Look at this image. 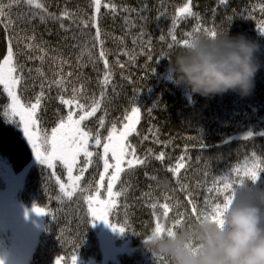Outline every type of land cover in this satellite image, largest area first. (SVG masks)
<instances>
[{"label":"trees","instance_id":"16d2710c","mask_svg":"<svg viewBox=\"0 0 264 264\" xmlns=\"http://www.w3.org/2000/svg\"><path fill=\"white\" fill-rule=\"evenodd\" d=\"M49 1L46 0V3L48 4ZM65 1L71 6H74L76 1L86 2L85 6L67 9L75 13L74 19L77 24L81 18L86 19L94 13V9L89 7L90 0ZM256 1L261 2V0ZM4 2L7 4L10 0ZM114 2L118 6L115 16L103 7L99 16L101 39L104 41V49L109 52L107 58L112 72L111 82L106 86V98L101 104V109L108 107V115L105 117V129L100 131L106 136L113 121L117 122L119 129L121 118L126 113H130L131 108L139 107L141 109L137 126L139 135L133 134L129 140L136 146L137 154L141 157L149 149L151 153L146 163L138 166L129 178L127 209L122 207L124 198H118L117 207L110 215L112 223L125 225L127 222V231L124 233L113 231L108 224H105V231L107 236L115 234L116 250L138 249L134 257L142 259L146 256H142L140 250L144 245L147 246L145 241L148 240L159 216L157 210H155L156 214H153L147 203L148 198L158 204L169 203L168 217H160L165 228L170 227L177 218V211L183 213V219L182 224L175 230L190 227L196 222L195 216H199L202 211H208L204 202L209 194L203 187L198 188V184L204 185L207 182L211 186V182L221 169L235 166L253 153L258 157L264 154V129L258 121L256 112L249 107L254 103L255 106L258 105L257 107H264V92L256 89L254 81V88L246 96L236 91L211 97L193 93L190 87L177 83V73L173 68L174 53L181 47L174 46L171 49L167 47V43L171 42L167 33L171 29L172 19L184 1L114 0ZM242 2L243 0H229L225 5L221 4L220 0H193V11L199 15L201 26H205L207 17L210 21H218L221 12L232 10V19L229 22L235 36L243 35L259 45L256 56L261 65L264 81V43L261 42L259 30V24L264 17L256 8L247 5L239 7ZM145 5L147 9L141 11ZM124 7L134 11L125 13L121 10ZM48 9L57 15L61 12L50 7ZM35 11L38 10L34 6H28L26 0L24 3L14 4L10 9L15 23L10 24L7 31L0 27V58L7 54L9 35L14 41L17 38L21 39V51H24V38L35 35V43L43 47L47 55L43 65L39 60H27L21 55L19 61L26 69L42 66L47 81L59 79L62 74L64 88L69 92L73 87H82V96L99 98L106 70L103 61L97 59L99 43L95 42L93 46L92 36L95 29H85L82 34L80 28L71 20H65L64 24L68 29L65 31L60 27L59 22L48 20L46 23H41L38 17L33 19L31 14ZM161 11L166 15L161 16ZM141 16L146 19H141ZM126 18L132 21L131 25L126 23ZM192 26H196L195 18L190 17L181 21L176 31L177 38H186L184 34ZM141 32L145 35L134 44V38L139 37ZM161 35H165V41H160ZM146 40H151V47L142 43ZM15 47L14 45V50ZM30 54L40 55L38 51ZM117 60L119 64L116 63ZM120 64L124 67H120ZM68 73L72 75L68 76ZM24 75L28 80L35 77L36 73L32 72L30 75L26 70ZM36 81H38L36 92L38 94L41 79L37 78ZM58 91V87L53 84L48 94L50 97L47 100L48 107L51 104H59L67 114V107L61 105L57 99ZM65 98H68L67 93ZM8 103L7 94L0 86V162L7 170L5 175L0 173V259H3L4 264L10 263V254L19 249L20 239L23 240L24 251L29 249L27 238L30 235L26 229L24 235L16 234L15 240H10V232H13L9 227L11 221H14L18 227L23 226L21 215L24 217L26 215L23 214L24 209H27L21 204L24 200L31 205L28 209L31 212L33 207L38 205L56 216L55 220L51 215L43 217L41 236L36 246L31 247L32 254L28 257L30 262L28 263V259L26 264H55L58 256L70 262L73 254L79 257L81 264H114L106 256L109 249L102 247L90 228L86 202L77 197H73L72 200L66 197L56 199L61 194L53 182V176L49 178L50 170H44L42 163L37 162L38 159L19 125L15 122H6L2 113ZM222 107H237L249 113L250 121L247 122L248 128L245 132L252 134L250 139L222 137L215 134L217 113ZM46 116L45 114L44 118H47ZM46 125L54 124L46 123ZM144 136L148 139H142ZM201 145L204 147L202 148ZM160 152L165 153L163 162L154 158ZM180 157H185L183 161L185 167L180 169L178 178L192 192V199L197 205L196 214L191 213V205L186 202V194L180 190L177 176L167 170L180 163ZM90 168L84 175L85 181L82 187H86L93 176L98 177L95 164ZM101 170L102 162L99 171ZM15 179L26 182L29 189H19V192L13 195L10 188L14 189ZM119 187L120 185L114 190H118ZM258 189H264V174L253 186L249 183L241 187L239 194L243 198L255 201ZM145 193H149V196L145 197L143 195ZM212 195L216 196L213 193ZM2 196H5L3 202ZM105 196L102 191L101 198ZM165 197L169 199L165 201ZM158 198L161 199L160 202ZM175 202H179L178 209L172 207ZM213 202L222 203V197L217 196ZM61 234L62 238L58 239ZM122 253L121 256H127L124 255L125 252ZM124 258V260L119 259V264H133L131 258ZM14 259L15 257L12 259V264H20L21 258L17 262H14ZM166 264H172L170 258L167 259Z\"/></svg>","mask_w":264,"mask_h":264},{"label":"snow or ice","instance_id":"6c2138e0","mask_svg":"<svg viewBox=\"0 0 264 264\" xmlns=\"http://www.w3.org/2000/svg\"><path fill=\"white\" fill-rule=\"evenodd\" d=\"M25 0H10L9 3H5L4 0H0V27H3L6 31L9 25H14L15 21L12 19L10 9L16 3H24ZM229 0H220L221 4H227ZM28 6H34L38 11L32 13V18H39L41 23H46L48 20L56 21L60 23V27L65 31L68 29L65 27L64 21L71 20L74 25L80 28L81 33L85 29L94 28L95 32L92 36L94 42L99 43L100 50L97 59L102 60L105 68L103 75V81L101 85V92L99 98L96 97H85L81 95L82 87H73L70 92L64 88L63 75L61 74L59 79L54 81H47V77L43 72V68L36 67L34 69H26L25 65L19 61L21 55L25 56L27 60L36 59L43 65L47 52L39 44L35 43V35L24 38L23 49L20 50L21 39L17 38L15 41L12 36L9 35L7 41V54L0 58V86H2V91L7 94V99L9 103L3 110V116L6 118V122H17L21 127L28 144L35 153L36 158L50 170L49 178L55 176L56 183L59 185L60 196L56 199L67 198L72 200L73 197L81 199L87 204V216L90 217V223L93 225L96 221L103 220L106 224L112 227L113 231H118L124 233L127 231V222L125 225H118L112 223L110 220V215L113 214V210L117 207L118 198L123 197L124 203L122 207L127 209V192L129 187L128 176L135 172L138 166H142L148 160L151 149L143 157L137 154L136 146L133 145L129 137L133 134L139 135L137 133L136 125L139 123L141 109L139 107H133L130 109V113H126L121 118V127L117 128V122H111L110 130L107 135H102L100 129H105V117L108 115L107 108L103 110L104 114L97 117L96 129L85 125V121L89 118L96 116L98 111H101V104L106 98V86L111 82V69L109 68V61L107 52L104 47V41L101 39L102 32L99 27V16L101 13V8H105L112 15H116L118 12V6L114 0H107V2L102 4V0H90L89 7L94 9V13L88 16L86 19L81 18L77 24L74 19L75 13L69 12L66 8L60 12L59 15L49 11L46 0H26ZM147 9V5L141 11ZM123 12L128 13L134 11L127 7L121 9ZM260 13H264V0H262L260 7ZM161 16H165L164 11L160 12ZM195 18L196 27L193 32L185 33L184 39H178L176 31L178 25L181 21L187 18ZM141 19H146V17L141 16ZM232 17H229L231 20ZM126 23L131 25L132 21L126 18ZM259 30L264 33V19L261 20L259 24ZM200 32H204L207 36L214 38L217 35V31L214 26L211 29L204 28L201 26L199 15L193 11V0H185V2L180 6L172 19L171 29L168 31L167 35L170 37L167 47L169 49L174 46L184 47L187 46L194 38L198 37ZM145 34L141 32L139 37L134 38L133 43L135 44L137 40H140ZM160 41H165V35L159 37ZM148 47H151V40L142 41ZM14 45L15 50H14ZM33 51H38L40 55L33 56L30 53ZM127 54V53H125ZM151 58V56H149ZM61 63H64L61 61ZM117 64L120 62L117 60ZM120 67H124L120 64ZM31 75L32 72L36 73L33 79L40 78V91L34 96V102L29 100L27 103L22 101L21 96L18 94V87L22 88L23 91H27L29 85L27 84V79L24 75L25 71ZM71 76L72 73H68ZM55 84L58 87V96L61 105L67 107L68 111L66 115H58L56 117L57 122L55 126L51 127L50 130L44 128L41 124L42 116L40 113L45 112L47 100L50 99L48 94L51 92L52 85ZM65 93H67L68 98H65ZM84 102H81V101ZM252 137L250 133L245 140ZM142 139L147 140L148 137L144 136ZM203 148L204 145H201ZM92 149H95L93 151ZM102 149V151H100ZM95 157V160H94ZM83 158V159H81ZM154 158L157 161L163 162L165 159V153L160 152L155 155ZM185 157H180V163L176 164L174 167L167 169L174 176H177V183L180 185V190L186 194V202L191 205V213L196 214L197 205L192 199V192L179 180V171L184 168L183 163ZM102 162V171H99ZM57 164H60L67 174V181H63L60 176L56 175ZM95 164L98 179L93 176L88 182L86 187L81 186V181L84 178L86 172H88L89 167ZM75 173V174H74ZM122 173L125 174V179L122 180ZM233 173L235 176L233 177ZM264 173V159L258 157L255 153L252 157L245 161L242 165H237L235 168L228 173V175L220 177L219 179L214 178L211 182V186L205 182L204 185L198 184L197 187H203L204 190L209 194L205 198V208L209 212L214 213L213 218L216 219L220 217L224 207L231 204L236 196L237 185H243L245 181L255 182L259 179L260 175ZM120 185L118 190L117 185ZM95 185V187H93ZM103 193L106 194L105 198H101ZM212 193H216L213 196ZM145 197L148 196L147 193L143 194ZM217 196L222 197V203L213 201L216 200ZM169 198L165 197V201ZM147 203L153 210L155 215V210L159 207L161 212L157 216L155 225L151 231V235L155 233L172 234L175 232L176 228L182 224L183 213L177 211V218L174 220L170 227L165 228L160 221V217L167 218L169 215L170 205L167 202L163 204H158L148 198ZM172 207L179 208V202H175ZM33 211L41 216H52L55 220L56 216L54 213H50L46 208L35 205ZM199 216H195L198 219ZM62 238L58 237V239ZM145 241V243L148 242ZM75 246V242H74ZM79 257L73 254L70 258V264H78ZM168 257L163 255H158V264H166ZM0 264H4L3 259H0ZM55 264H69L64 257L58 256L56 258Z\"/></svg>","mask_w":264,"mask_h":264},{"label":"clouds","instance_id":"9594fccd","mask_svg":"<svg viewBox=\"0 0 264 264\" xmlns=\"http://www.w3.org/2000/svg\"><path fill=\"white\" fill-rule=\"evenodd\" d=\"M258 51L243 35L198 36L174 53L177 83L204 97L229 91L246 96L261 67ZM213 216L202 211L192 226L155 233L146 244L172 264H264V189L255 201L236 192L220 217Z\"/></svg>","mask_w":264,"mask_h":264},{"label":"rangeland","instance_id":"374dc122","mask_svg":"<svg viewBox=\"0 0 264 264\" xmlns=\"http://www.w3.org/2000/svg\"><path fill=\"white\" fill-rule=\"evenodd\" d=\"M185 2V0H183ZM262 2V0H261ZM260 1H256V0H243V2L241 3V5L239 7L242 8V6L247 5L250 8H256V10L260 13L259 11V7L261 4ZM58 3V4H56ZM86 2L85 1H76L74 6H71L70 4H68L65 0H50L47 4L48 7L59 10V11H63L65 8L70 10L73 9L72 7H78V6H85ZM263 17H264V13H260ZM232 10H225L223 12H221L218 16V21L215 20H211L210 18L207 17L204 25L202 26L204 28H209L211 29L213 26L214 28L219 32L218 34H224L227 33L229 36L231 37H235V34L232 32V26L229 22V17H232ZM196 26H192L190 27V29L188 30V32H193L194 28ZM198 36H205L204 32H200L198 34ZM261 42L264 43V33H261ZM257 60L258 57H257ZM263 72V71H262ZM36 79H33L32 77L29 78L27 80V84L29 85L28 90L25 92L22 90V88L18 87V94L21 96L22 101H24L25 103H27L29 100H32V102H34V94H36L37 92V86H38V81H36ZM255 86L256 89L264 92V81H263V77H262V73L261 71H257L256 76H255ZM256 102V101H255ZM258 106V105H257ZM255 106V103L253 105H249V107L256 112L257 114V118L258 121L260 123V125L262 126V128L264 129V107L260 106L257 107ZM42 107H46V111L40 113V115L42 116V120H41V124L44 128H47L50 130L51 127L55 126V123L57 122L56 119V115H66L65 112H63L62 107L57 104V105H50L48 107V103H46V105H42ZM108 108V107H105ZM104 107L101 109L102 111H100L98 114H96V116L89 118V120L85 121V125H87L88 127L92 128L94 131L97 130L96 129V120L97 117H100L104 114L103 110L105 109ZM108 111V109H107ZM47 115V118H44V115ZM49 116V117H48ZM217 118H218V122H217V128L215 130V134L218 136H226V137H236L239 139H244L245 137H247L249 135V133H246V129L248 128L247 122L250 121L249 118V113L246 112V110L243 109H238L237 107H222L219 108L218 113H217ZM45 119V120H43ZM140 120V119H139ZM17 123V122H15ZM46 123L51 124L53 123V126L50 125H46ZM18 124V123H17ZM19 125V124H18ZM19 127L22 130V127L19 125ZM252 156H248L246 157L242 162H240L237 165H242L245 163V161L249 160ZM261 159H264V154H262L260 156ZM37 159V158H36ZM83 159V158H81ZM237 165L232 166V167H227L224 169H221L219 171V173L215 176L216 179H219L220 177L226 176L228 175L229 172H231V170L233 168H235ZM44 167V170H49L47 169L46 165H42ZM90 168V167H89ZM91 169V168H90ZM75 174V173H74ZM87 174V172L85 173ZM264 173H262L259 177V179L257 181H255L254 184H256V182H258L261 177L263 176ZM56 175L60 176L61 179L63 181H67V174L66 171L63 169V167L60 164H57V170H56ZM235 176V174L233 173V177ZM54 184L57 185L58 191H59V185L56 183V179L55 176L52 177ZM85 181V177L83 178V180L81 181V186L84 184ZM249 183H251V186H253V182L248 180L245 181V183L243 185H237V192L241 191V187L247 186ZM15 187L14 189L10 188L13 195L17 192V190L25 188L26 190H28V186L26 182H23L21 180H18L15 182V184H13ZM214 195L216 193H213ZM159 202L161 201L160 198H158ZM19 202V201H18ZM164 203V202H161ZM23 208H27L24 209L23 214H26L24 217L23 215H21V223L23 226L20 225V227H18V225H16V223H14V221H11L9 227L13 232L11 233L10 236V240H15V235L17 234V236H22L25 234V229L28 232V234L30 235L29 238H27L29 241L27 242V244H29V249L27 251L25 250V246L22 244V239H20V246L19 249L16 250L15 252L13 251L12 254H10V260L11 262L8 264H12V259L15 257L14 262H17V260L19 258H21V260L19 261L20 264H26L27 260L29 259L28 257L31 256L32 254V248L34 245L36 246V242L39 241V237L41 236V232H42V223H43V217L41 215H38L37 213H35L34 211L31 212V210H28L31 205L29 204V202L24 201L21 203ZM22 208V207H21ZM158 214H160L161 212V208H157L156 209ZM103 233L106 235V231L104 229H102ZM109 234V232H108ZM107 239H108V246L106 245V249H109V253L106 254V256H108V260H110L112 263L114 264H119L120 260L119 259H125L124 257H129L133 260V264H158V260H157V256L159 254H157L155 251H153L151 248H149L148 246L145 247V245L142 247V249L140 250V254L142 256H146L142 259H137L136 256L138 249H127L125 250V248L120 249V250H116L115 248V244H116V239H115V234H109L108 236L106 235ZM106 240V239H105ZM15 243V241H14ZM34 246V247H35ZM16 248V245H15ZM104 248V247H103ZM122 252H125L124 255L127 256H121L123 255ZM130 255V256H128ZM30 262V259L28 260V263ZM123 262V261H122ZM70 264V262H69ZM78 264H81V261L78 260Z\"/></svg>","mask_w":264,"mask_h":264},{"label":"bare ground","instance_id":"6f19581e","mask_svg":"<svg viewBox=\"0 0 264 264\" xmlns=\"http://www.w3.org/2000/svg\"><path fill=\"white\" fill-rule=\"evenodd\" d=\"M105 2H107V0H102V4ZM56 4H58V3H56ZM104 11H105V9H104ZM258 71H261V70L259 69ZM137 126H138V124L136 125V128H137ZM0 173L3 175L7 174V170L3 166V164H1V162H0ZM130 176H131V174L128 176V179L130 178ZM97 179H98V177H97ZM121 179H125L124 173H122ZM118 186H119V183H118L117 187ZM18 192H19V190H17L16 193H18ZM148 196H149V193H148ZM1 198H2L1 199L2 202L5 201V196H2ZM105 224L106 223L103 220L96 221L94 225L92 223L89 224L93 234L98 239V241L102 245V247H106V245L108 246V239L102 231V229L105 230Z\"/></svg>","mask_w":264,"mask_h":264},{"label":"flooded vegetation","instance_id":"af4514ba","mask_svg":"<svg viewBox=\"0 0 264 264\" xmlns=\"http://www.w3.org/2000/svg\"><path fill=\"white\" fill-rule=\"evenodd\" d=\"M37 162H40V161L38 160ZM42 165H43V164H42ZM16 181H18V179H15L13 184H15ZM14 187H15V186H14Z\"/></svg>","mask_w":264,"mask_h":264}]
</instances>
